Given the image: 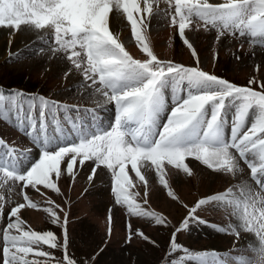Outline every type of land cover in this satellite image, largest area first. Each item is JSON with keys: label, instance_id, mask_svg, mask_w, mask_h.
<instances>
[{"label": "snow or ice", "instance_id": "1", "mask_svg": "<svg viewBox=\"0 0 264 264\" xmlns=\"http://www.w3.org/2000/svg\"><path fill=\"white\" fill-rule=\"evenodd\" d=\"M157 2L0 0V28L20 31L23 26L50 33L49 51L70 62L74 71L90 81L88 87L114 102L116 110L114 124L104 128L96 120L81 117V112L93 115L87 109L78 108L73 117L60 101L0 86V120L18 125L17 131L31 137V144L39 150L33 154L29 148L12 167L6 166L4 155L15 150L0 154V186L19 182L21 190L39 191L43 186L59 194L61 176L66 173L75 179L77 165L91 162L90 180L98 168L110 170L115 204L126 207L129 217L161 227L167 222L142 207L137 201L139 192L131 189L135 180L148 184L142 169H154L160 184L168 189L167 195L177 199L165 179V168L173 166L191 175L186 163L191 158L217 173L235 177L236 184L187 208V216L173 226L162 264H205L200 254L178 241L181 232L196 225L235 237V255L229 253L227 264H264V79L253 77L248 85L239 86L200 66L158 59L144 34ZM115 10L126 15L146 59L133 58L110 30L109 17ZM171 23L178 27L182 43L192 50L199 65L193 44L185 38L186 29L202 23L205 29L217 32V41L231 36L264 44V0H175ZM5 143L0 137V148ZM129 172L135 173V180ZM4 200L0 196V218L5 215ZM24 200L27 207L38 208L26 194ZM209 204L226 212V226L213 225L198 215ZM25 207L19 203L6 213L7 223L0 230V264H97L103 248L83 260L69 253L66 213L61 223L56 211L47 210L51 223L62 229L61 241L52 230L37 232L25 227L20 215ZM109 213L111 225L112 209ZM127 227L126 243L134 236L149 239L139 227L133 230L130 223ZM242 234L251 239L241 244ZM45 247L62 250V256L56 257Z\"/></svg>", "mask_w": 264, "mask_h": 264}, {"label": "rangeland", "instance_id": "2", "mask_svg": "<svg viewBox=\"0 0 264 264\" xmlns=\"http://www.w3.org/2000/svg\"><path fill=\"white\" fill-rule=\"evenodd\" d=\"M138 2L142 3V0ZM216 2L223 3L224 0ZM174 3L175 0H171V3L168 0H158L154 3V14L144 30L146 42L158 59L181 63L184 66H200L209 73L226 78L239 86L248 85L249 79L253 77L257 81L264 79V44H253L245 38L231 36H224L217 41V32L211 28L205 29L202 23L199 27L192 24L185 31V38L193 44L199 59L200 63L197 65V58L193 57L192 50L182 43L178 27L171 23ZM144 15L147 16L146 13ZM109 27L118 35L119 41L133 58L146 59V55L132 36L131 26L122 10L110 13ZM31 33L34 39L28 40L21 35V30L0 28V83L6 81L3 85L23 90L19 84L20 80L28 78V83L39 89L34 94H43L46 98L62 102L71 110L73 117L78 108L87 109L93 115L88 116L81 112L84 119L96 120L97 123H102L104 128L114 124V102H109L100 93H94L88 87L90 81H85L81 73L74 71L70 62L49 51L50 33L37 30H31ZM237 56L239 59H236ZM17 128L18 125L12 121L0 120V137L6 141L0 148V154L15 150L12 155H4L8 167L17 166L23 155L28 154L29 148L33 154L39 151L31 144V137H25ZM15 152L22 155L18 157ZM24 163L27 164L28 161L24 160ZM186 163L189 164L191 175L173 166L165 168V179L177 197L175 200L167 195L168 189L160 184L154 169H142V174L148 180L146 186L135 180L134 172H129L136 185L131 191L140 194L137 201L142 207L161 216L167 226L158 227L154 222L129 217L126 207L115 204L111 191L113 181L110 170L98 168L97 174L90 180L92 164L86 162L83 166L77 165L75 179L66 173L61 176L58 181L59 194L43 186H39V191L32 188L21 190L19 182L13 185L9 181L0 186V196L5 198V215L0 218V230L7 223L8 210L19 203H25L26 207L20 213L26 221L25 227L37 232L52 230L61 241L62 229L51 223L47 210L56 211L61 223L65 213L67 214L66 227L70 240L68 251L78 260L90 257L103 248L97 264H152V258L161 253L164 244L165 250L168 248L173 226L179 225L187 216V208L201 198L223 194L236 184L235 177L217 173L194 159L188 158ZM128 167L130 168V165ZM247 174L246 169L245 176ZM25 194L38 205L37 209L27 207ZM145 199L147 204H144ZM109 209H112L111 225ZM198 215L213 225L226 226L229 223L226 212L212 204L205 206ZM129 223L133 230L139 227L149 239L134 236L130 243H126ZM250 239V236L242 234L240 243ZM153 241L156 242L155 245ZM178 241L200 254L205 264L213 260L216 264H227L235 237L213 231L211 227L196 225L190 231L181 232ZM44 250L53 251L56 257L62 256V250L47 247ZM232 255L235 253L232 252Z\"/></svg>", "mask_w": 264, "mask_h": 264}, {"label": "trees", "instance_id": "3", "mask_svg": "<svg viewBox=\"0 0 264 264\" xmlns=\"http://www.w3.org/2000/svg\"><path fill=\"white\" fill-rule=\"evenodd\" d=\"M28 78H26L24 81L23 80H20V86L21 88L27 93V92H31V93H35V92H38L39 89H37V87L31 85L28 83ZM6 81H4L5 83ZM4 83H0V86H3L4 88H11L10 86H6V85H3ZM9 85V84H7ZM32 86V87H30ZM164 246H166L164 244ZM163 246L162 248V251H161V247H159V250L161 251V253L159 255H155L154 259L152 258V264H158V262H160L159 264H162V258L163 259H166V250H165V247Z\"/></svg>", "mask_w": 264, "mask_h": 264}, {"label": "bare ground", "instance_id": "4", "mask_svg": "<svg viewBox=\"0 0 264 264\" xmlns=\"http://www.w3.org/2000/svg\"><path fill=\"white\" fill-rule=\"evenodd\" d=\"M21 35L24 37H27L28 40L34 39V37L32 36L31 30H27L26 28H24L22 26V30H21ZM40 44V43H39ZM33 47V46H32ZM61 64V63H60Z\"/></svg>", "mask_w": 264, "mask_h": 264}]
</instances>
